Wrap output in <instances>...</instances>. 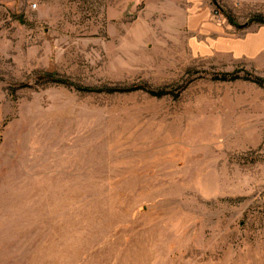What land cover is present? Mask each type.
<instances>
[{
	"label": "rangeland",
	"instance_id": "obj_1",
	"mask_svg": "<svg viewBox=\"0 0 264 264\" xmlns=\"http://www.w3.org/2000/svg\"><path fill=\"white\" fill-rule=\"evenodd\" d=\"M145 1L0 0V264H264V58L195 62Z\"/></svg>",
	"mask_w": 264,
	"mask_h": 264
},
{
	"label": "crops",
	"instance_id": "obj_2",
	"mask_svg": "<svg viewBox=\"0 0 264 264\" xmlns=\"http://www.w3.org/2000/svg\"><path fill=\"white\" fill-rule=\"evenodd\" d=\"M250 1L264 5V0H147L143 12L161 17L160 30L173 32L183 42L186 55L195 62L218 64L225 71L244 68L264 58V24H233L225 16H214L221 5L235 12L234 2ZM230 13V14H231ZM177 38L173 39L177 41ZM179 41V42H180Z\"/></svg>",
	"mask_w": 264,
	"mask_h": 264
},
{
	"label": "trees",
	"instance_id": "obj_3",
	"mask_svg": "<svg viewBox=\"0 0 264 264\" xmlns=\"http://www.w3.org/2000/svg\"><path fill=\"white\" fill-rule=\"evenodd\" d=\"M228 19L230 20L231 23L235 24V22H233L231 17H228Z\"/></svg>",
	"mask_w": 264,
	"mask_h": 264
}]
</instances>
